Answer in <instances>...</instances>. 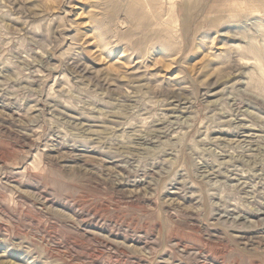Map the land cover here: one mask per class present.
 I'll list each match as a JSON object with an SVG mask.
<instances>
[{"label":"rangeland","instance_id":"obj_1","mask_svg":"<svg viewBox=\"0 0 264 264\" xmlns=\"http://www.w3.org/2000/svg\"><path fill=\"white\" fill-rule=\"evenodd\" d=\"M0 264H264V0H0Z\"/></svg>","mask_w":264,"mask_h":264}]
</instances>
